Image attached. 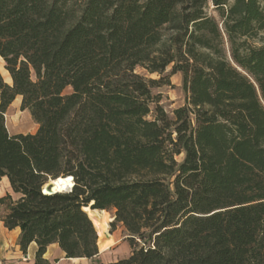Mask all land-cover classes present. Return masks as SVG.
<instances>
[{
	"label": "trees",
	"instance_id": "obj_1",
	"mask_svg": "<svg viewBox=\"0 0 264 264\" xmlns=\"http://www.w3.org/2000/svg\"><path fill=\"white\" fill-rule=\"evenodd\" d=\"M212 2L220 23L208 0H0V182L19 197L0 218L35 264L53 244L100 255L84 208L127 233L108 264H264V0ZM171 66L188 94L173 118L137 72ZM17 97L35 134L8 131Z\"/></svg>",
	"mask_w": 264,
	"mask_h": 264
},
{
	"label": "rangeland",
	"instance_id": "obj_2",
	"mask_svg": "<svg viewBox=\"0 0 264 264\" xmlns=\"http://www.w3.org/2000/svg\"><path fill=\"white\" fill-rule=\"evenodd\" d=\"M206 11L210 16L216 18L219 23L221 22V19L218 15L217 10L215 9V6L213 5L212 0H208ZM251 43L261 46L264 43V31L260 33L259 39L255 40V42L251 41ZM1 69L2 73L4 74V80L11 83V77L9 73H5V69H3L2 67ZM137 72L147 80H156L162 84V86L153 89V94L158 98V100L160 101V105L164 108V110L171 118L174 117L173 112L176 109L186 105L188 94L184 90V78L182 72H177L176 74L172 75V66L169 67L163 75L150 74L143 68H138ZM70 92V89L67 90V93ZM152 109H154V106L152 107ZM11 121H14L13 126ZM6 125L11 133L32 134L37 132V124L33 120L31 114L29 112H26L24 114V112L21 110V105H16V103L13 104L11 109L8 110L6 114ZM180 159L181 158H179V160ZM73 186L71 188H73ZM68 192H70V190L63 193ZM102 213L107 215V232H109V234L111 235L110 238L113 239H111L110 243H106L103 248L99 246L101 256L98 261L115 260L116 258L118 260L127 259L131 255V248L126 240L127 233L124 227L119 225L114 232H111V223L114 218V211ZM90 263V261L86 260L80 262V264Z\"/></svg>",
	"mask_w": 264,
	"mask_h": 264
},
{
	"label": "crops",
	"instance_id": "obj_3",
	"mask_svg": "<svg viewBox=\"0 0 264 264\" xmlns=\"http://www.w3.org/2000/svg\"><path fill=\"white\" fill-rule=\"evenodd\" d=\"M5 62L3 59H0V73L4 77V74L2 73V69H5L4 66ZM6 70V69H5ZM8 84L12 85V79L11 83L7 81ZM21 105L22 104V97H17L13 104ZM13 104L10 106L9 110L13 106ZM24 114L28 111H23ZM12 126L14 124V121H11ZM8 128V127H7ZM39 126L37 124L36 130H38ZM9 131V130H8ZM11 135L19 134V133H11ZM35 134V133H32ZM10 194L14 199H18L19 197L14 194L10 182L8 178H3L0 182V198L3 196ZM22 231L20 228H16L14 230H9L5 227L3 221L0 218V264H35L36 261V254L38 250V246L36 243H32L27 252L24 253L21 249V246L19 244V240L21 237ZM100 255L95 258L94 260H87V259H66L64 252L60 249V247L57 244L50 245L47 249V252L44 256L46 260L50 262V264H80L81 261H90V264L93 263H102V264H108L115 260H108V261H98Z\"/></svg>",
	"mask_w": 264,
	"mask_h": 264
},
{
	"label": "bare ground",
	"instance_id": "obj_4",
	"mask_svg": "<svg viewBox=\"0 0 264 264\" xmlns=\"http://www.w3.org/2000/svg\"><path fill=\"white\" fill-rule=\"evenodd\" d=\"M0 59H2V58L0 57ZM4 72L7 73L6 70ZM6 76H8V75H6ZM54 185L56 186L54 189V192L63 193L65 191L70 190V188L74 185V180L72 177L59 178V179L55 180ZM45 193L47 194L46 191H45ZM86 211H87L88 215L90 216V218H92L94 225L97 228V231H98L99 236H100L99 246L101 248H103L106 243H110L111 239H113V238H110V240L105 241V233H107V226H108L107 215L100 212V211L92 210L91 208H86ZM96 216L101 217L102 223L95 220Z\"/></svg>",
	"mask_w": 264,
	"mask_h": 264
},
{
	"label": "water",
	"instance_id": "obj_5",
	"mask_svg": "<svg viewBox=\"0 0 264 264\" xmlns=\"http://www.w3.org/2000/svg\"><path fill=\"white\" fill-rule=\"evenodd\" d=\"M54 182H55V180H50L44 187H43V191H44V193H45V191L47 192V194H56V192H54V189H55V185H54ZM73 189V188H72ZM84 210H85V212H87L86 211V208H84ZM91 220H92V218H91ZM95 220L96 221H99V222H101L102 223V219H101V217L100 216H96L95 217ZM115 220V217L113 218V221ZM93 221V220H92ZM112 221V222H113ZM94 223V222H93ZM95 228H96V226H95ZM96 230H97V228H96ZM110 237H111V235L107 232V233H105V241H108V240H110Z\"/></svg>",
	"mask_w": 264,
	"mask_h": 264
},
{
	"label": "built area",
	"instance_id": "obj_6",
	"mask_svg": "<svg viewBox=\"0 0 264 264\" xmlns=\"http://www.w3.org/2000/svg\"><path fill=\"white\" fill-rule=\"evenodd\" d=\"M72 191V188L70 189V192Z\"/></svg>",
	"mask_w": 264,
	"mask_h": 264
}]
</instances>
